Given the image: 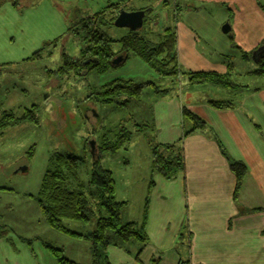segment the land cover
Masks as SVG:
<instances>
[{
	"label": "rangeland",
	"instance_id": "374dc122",
	"mask_svg": "<svg viewBox=\"0 0 264 264\" xmlns=\"http://www.w3.org/2000/svg\"><path fill=\"white\" fill-rule=\"evenodd\" d=\"M162 1L0 0V109L4 105L19 113L33 104L37 105L36 122H24L20 126L10 127L0 138V226L3 224L16 232L29 246L38 239L60 246V241L69 238L43 220L34 198L40 191L45 172L53 167L55 152L73 153L91 160L92 151L88 146H91L92 139L87 143V137L93 134L96 138L106 134L111 136L119 125L125 126L130 134L133 131L131 143L117 152L102 154L100 159L102 165L114 175L117 199L125 202L122 210L124 221L133 220L141 224L146 200L149 202L154 192L149 189L151 179L154 180L152 175L157 173L151 168V150L154 144H159L158 126L153 121L155 95L150 90L144 91L139 101L132 100L117 108L114 103L97 102L92 94L116 79L132 80L135 83L149 79L161 84L162 88L170 82L168 94L173 92L178 100L179 96L186 95V90L190 91L189 85H195L200 90L207 84H189L186 75L180 77V74L163 78L133 52L129 53L123 63L119 62L104 72L92 69L85 74L72 72L64 77L49 71L61 68L63 52L72 61L80 55L83 35L73 34L71 28L82 19L111 4L139 9L148 3L159 7ZM164 1H169L165 10H169L170 14L175 13V4L179 10H184L215 2L232 9L236 7L233 22L239 19L250 21L252 18L253 8L250 12L252 2L250 4L249 0ZM258 2L263 8L264 0ZM237 6L240 10H237ZM165 15L162 19L166 18ZM151 16L147 18L146 25ZM127 30L113 26L108 29V35L119 37ZM241 35L247 42L248 51L252 52L256 47L263 48L264 18L253 23L252 30L246 36ZM252 41L254 45H251ZM263 83L259 80L257 84L259 86ZM203 89L198 94L201 98L231 100L230 97H222L218 90ZM88 95L91 96L87 98ZM187 127L186 121H183L182 129ZM32 146L34 155L28 161V152Z\"/></svg>",
	"mask_w": 264,
	"mask_h": 264
},
{
	"label": "crops",
	"instance_id": "0c3cea01",
	"mask_svg": "<svg viewBox=\"0 0 264 264\" xmlns=\"http://www.w3.org/2000/svg\"><path fill=\"white\" fill-rule=\"evenodd\" d=\"M249 1L250 12L253 8L250 21L238 17L239 21L233 22L236 7L215 2L179 10L174 15L178 17L175 23L168 19L176 26L178 61L183 69L230 73L237 87L204 84L199 90L189 85L190 91L186 90V95L178 100L173 92L154 99L153 121L158 126L159 144H171L182 137L183 107L204 120L209 128L184 139V173L175 179H166L158 172L152 175L154 192L146 222L149 243L140 261L134 254L111 245L108 258L112 264H180L186 259L191 264H264V83L257 84L259 80L264 82V75L256 73L264 47L248 51L241 35L249 33L253 23L264 18V7L258 0ZM226 22L231 27L224 33L222 25ZM203 88L230 97L231 100L225 101L232 102L233 107H213L209 98L198 96ZM219 144L229 157L246 165L237 201L236 176ZM186 217L190 246L185 235L181 242H176ZM68 224L80 231L92 229L78 223ZM59 245L68 258L79 264H91L88 241L69 237ZM0 264L59 262L42 240L29 246L10 229L8 235L0 238Z\"/></svg>",
	"mask_w": 264,
	"mask_h": 264
},
{
	"label": "trees",
	"instance_id": "16d2710c",
	"mask_svg": "<svg viewBox=\"0 0 264 264\" xmlns=\"http://www.w3.org/2000/svg\"><path fill=\"white\" fill-rule=\"evenodd\" d=\"M168 3L169 1L163 0L159 7L157 5L160 11H156L157 7L152 4L139 8L146 11L141 30L128 29L125 34L119 37L108 35V29L115 26L114 21L118 10L130 11L136 10L135 8L127 9V6L118 7L116 4H111L104 10L82 19L71 28L73 34L81 33L83 35L80 55L72 61V58L63 52V65L59 70H51L49 73L53 72V74L57 73L65 77L72 72L85 74L92 69L96 72H104L115 66L112 61L116 57L122 56L121 63H123L129 53L133 52L145 60L163 78L180 74V77L186 75L187 81L192 84H211L225 88L237 87L230 77V73L195 72L182 68L178 61L176 26L168 21L166 25L162 19L163 14H167V16L165 15L167 20L175 23L178 17L174 15L181 10L179 11V6L175 4L176 11L174 14H170L169 10H165ZM150 14L152 16L146 25ZM1 73L2 69L0 68ZM256 73L264 75V57L261 59L260 67ZM167 84L168 86L162 88L161 84L149 79L140 83L116 79L95 90L92 98L102 104L114 103L117 108H120L132 100L139 101L143 92L148 90L155 95V98L165 97L168 95L170 82ZM89 96L91 95H88L87 98ZM209 103L217 109L233 107L232 102L225 100H210ZM36 108L37 105L33 104L30 108H25L22 112L17 113L14 109L5 108L3 105L0 109V138L10 127L20 126L24 122H36ZM182 116L183 121H186L188 125L187 129L183 130L182 137L171 144H154L151 150L152 170L166 179H175L185 171L184 139L196 131H205L209 128L204 120L186 107L182 109ZM129 134L125 126L119 125L118 130L111 136L110 134L97 138L94 134L88 136L87 143L91 139L95 140V150L94 154H91V160L86 156H77L73 153L55 152L52 160L53 167L45 172L40 191L34 196L43 220L51 227L69 237L90 243L91 264H112L108 258V247L111 245L134 254V258L140 261V256L149 243L145 232L149 210L148 200H146L141 224L133 220L124 221L122 210L125 202L117 199L114 175L110 169L102 165L100 159L102 154L117 152L126 144L131 143L133 131ZM88 147L91 149L90 146ZM220 148L228 160L231 171L236 176L234 199L237 201L240 186L246 175V165L242 161L229 157L221 146ZM28 153L27 159L30 161L34 155L33 146L30 147ZM152 184L153 182H150L149 189H152ZM68 223H78L92 229L80 231L71 228ZM9 232L10 229L3 224L0 226V238ZM189 234L188 218L186 217L176 242H181L185 235L187 246H190ZM44 246L59 264H79L65 255L63 247L56 246L50 241H44ZM180 264L191 263L188 259L181 261Z\"/></svg>",
	"mask_w": 264,
	"mask_h": 264
},
{
	"label": "water",
	"instance_id": "95a60500",
	"mask_svg": "<svg viewBox=\"0 0 264 264\" xmlns=\"http://www.w3.org/2000/svg\"><path fill=\"white\" fill-rule=\"evenodd\" d=\"M145 12L146 11L143 9L130 10V11L121 9L119 10L118 15L114 21V25L117 27H121V28H128L133 31L140 29L144 24ZM230 27H231L230 23L226 22L222 26V31L224 33H227L230 30ZM122 60H123V57L118 56L112 61V63L116 65ZM90 144H91L90 147H91L92 154H94L95 140H91Z\"/></svg>",
	"mask_w": 264,
	"mask_h": 264
},
{
	"label": "flooded vegetation",
	"instance_id": "af4514ba",
	"mask_svg": "<svg viewBox=\"0 0 264 264\" xmlns=\"http://www.w3.org/2000/svg\"><path fill=\"white\" fill-rule=\"evenodd\" d=\"M138 10V9H137Z\"/></svg>",
	"mask_w": 264,
	"mask_h": 264
}]
</instances>
